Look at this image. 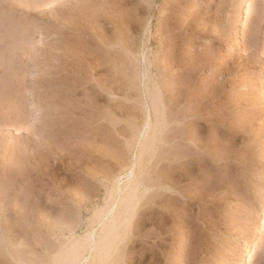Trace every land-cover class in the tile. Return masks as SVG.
I'll return each instance as SVG.
<instances>
[{
    "label": "rangeland",
    "instance_id": "rangeland-1",
    "mask_svg": "<svg viewBox=\"0 0 264 264\" xmlns=\"http://www.w3.org/2000/svg\"><path fill=\"white\" fill-rule=\"evenodd\" d=\"M263 88L264 0H0V264H264Z\"/></svg>",
    "mask_w": 264,
    "mask_h": 264
},
{
    "label": "bare ground",
    "instance_id": "bare-ground-1",
    "mask_svg": "<svg viewBox=\"0 0 264 264\" xmlns=\"http://www.w3.org/2000/svg\"><path fill=\"white\" fill-rule=\"evenodd\" d=\"M261 102L264 104V88H263V92H262V96H261ZM154 106V105H153ZM155 107V106H154ZM154 109V108H153ZM152 109V110H153ZM155 110L156 109H154L152 112L154 113L155 112ZM148 113V112H147ZM156 113V112H155ZM154 113V114H155ZM151 114V113H150ZM153 114V115H154ZM148 116V130H149V132L151 133V135H152V132L154 133V131H155V128H154V124H153V126H150L151 124H152V122H151V124H149V122L152 120L151 118H150V116L151 115H147ZM147 123V122H146ZM148 132V131H147ZM150 136V135H149ZM154 136V135H153ZM151 140H153V139H151ZM154 141V140H153ZM153 141H151V144H153L152 142ZM147 147V146H146ZM130 171V170H129ZM132 171H131V174H130V176L128 177V179L126 180V184L127 185H129L131 182H132ZM128 187V186H127ZM115 191L116 192H122V188L121 187H118V189L116 190L115 189ZM263 213H264V211H263ZM109 214V213H108ZM263 225H264V222H263ZM73 239V238H72ZM86 240H87V242H86ZM84 243H86L87 244V246H86V248L88 247V251L89 252H91V253H93V251L96 249V241H95V238H94V234H89V236L88 237H86V239H85V242ZM85 244V245H86ZM241 248L243 249V251H245V253H246V257H248V260H247V264H250L251 262H252V255L250 254V249H249V245H248V242L245 240L243 243H242V245H241ZM254 249H256V246H254V248H253V250ZM255 251V250H254ZM81 260H83V258L81 259Z\"/></svg>",
    "mask_w": 264,
    "mask_h": 264
}]
</instances>
